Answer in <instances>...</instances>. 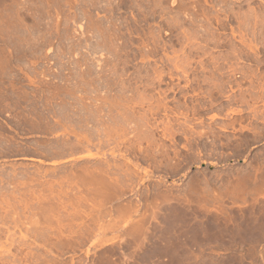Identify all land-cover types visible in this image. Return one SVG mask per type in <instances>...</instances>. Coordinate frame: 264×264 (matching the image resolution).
<instances>
[{
	"label": "rangeland",
	"instance_id": "rangeland-1",
	"mask_svg": "<svg viewBox=\"0 0 264 264\" xmlns=\"http://www.w3.org/2000/svg\"><path fill=\"white\" fill-rule=\"evenodd\" d=\"M0 264H264V0H0Z\"/></svg>",
	"mask_w": 264,
	"mask_h": 264
}]
</instances>
